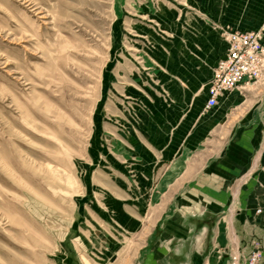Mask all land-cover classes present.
<instances>
[{
    "label": "rangeland",
    "instance_id": "obj_1",
    "mask_svg": "<svg viewBox=\"0 0 264 264\" xmlns=\"http://www.w3.org/2000/svg\"><path fill=\"white\" fill-rule=\"evenodd\" d=\"M237 2L0 0V264H135L156 117Z\"/></svg>",
    "mask_w": 264,
    "mask_h": 264
},
{
    "label": "crops",
    "instance_id": "obj_2",
    "mask_svg": "<svg viewBox=\"0 0 264 264\" xmlns=\"http://www.w3.org/2000/svg\"><path fill=\"white\" fill-rule=\"evenodd\" d=\"M260 4L238 0L224 9L223 26L262 27L264 39ZM210 44L209 70L185 81L188 98L179 94L167 115L156 117V165L139 185L157 190L146 199L153 213L139 229L135 264H232L233 256L248 264L257 241L264 264V214L257 213L264 207V82L222 95L206 109L214 66L227 50L220 37Z\"/></svg>",
    "mask_w": 264,
    "mask_h": 264
},
{
    "label": "built area",
    "instance_id": "obj_3",
    "mask_svg": "<svg viewBox=\"0 0 264 264\" xmlns=\"http://www.w3.org/2000/svg\"><path fill=\"white\" fill-rule=\"evenodd\" d=\"M262 31L263 28L252 31L224 30L227 50L215 67L213 84L208 90L207 108L216 107L222 95L264 82ZM257 213L264 214V208L258 209ZM262 258L261 244L256 242L248 264H260ZM234 259L238 260L236 257Z\"/></svg>",
    "mask_w": 264,
    "mask_h": 264
}]
</instances>
